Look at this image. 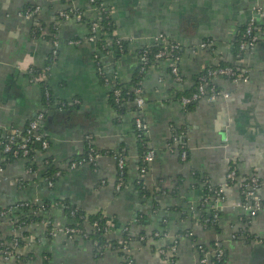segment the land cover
<instances>
[{
	"label": "crops",
	"instance_id": "1",
	"mask_svg": "<svg viewBox=\"0 0 264 264\" xmlns=\"http://www.w3.org/2000/svg\"><path fill=\"white\" fill-rule=\"evenodd\" d=\"M99 1L110 8L115 33L129 41L121 56L88 42L85 21L58 17L60 10L79 8L91 20L98 13L88 0H37L41 7L38 33L32 30L33 20L20 12L32 0H0V132L11 126L23 128L42 111V133L49 140L48 150L36 152L32 161L6 162L0 152V208L21 201H48L47 214L55 228L74 221L64 212L63 200L87 214L101 212L114 221L112 230L105 233L108 241L120 240L125 228L134 236L142 232L143 238L138 236L128 247L135 264H168L160 250L167 251L172 244L176 246L173 264H200L195 245L212 241L222 246L227 264H264V34L237 56L233 46L250 17L264 25V0ZM53 24L58 53L46 81L54 102L45 106L41 86L28 71L48 64ZM159 34L181 44L177 64L181 79L173 78L167 60L151 63L142 77L146 150H153L154 157L140 174L134 114L128 104L121 109L113 106L111 88L97 70L101 67L106 75L129 84L139 70V49L154 44ZM204 40L211 42L210 47L200 46ZM219 62L235 65L245 72V79L217 76L210 80L220 90L215 100L202 98L183 106L180 93L190 90L202 70ZM73 100L78 103L70 104ZM63 109L71 113L59 116ZM172 134L186 147L185 160L179 147L167 146ZM87 138L100 153L96 166L66 169L69 161L84 153ZM120 153L125 178L117 188ZM46 154L52 158L51 168L61 170L51 187L46 183ZM230 163L239 174L256 173L260 178L261 208L247 222L244 210L235 206L238 187H228L218 230L204 228L197 206L204 183L223 184ZM29 166L31 173L26 172ZM137 184L145 190L143 196L137 193ZM12 224V215L0 219V239L13 235L22 240L6 264L122 261L120 252L111 248L97 256L88 239H69L62 231L50 236L40 222L23 227ZM85 228L89 230V225ZM249 236L258 240L249 241Z\"/></svg>",
	"mask_w": 264,
	"mask_h": 264
},
{
	"label": "built area",
	"instance_id": "2",
	"mask_svg": "<svg viewBox=\"0 0 264 264\" xmlns=\"http://www.w3.org/2000/svg\"><path fill=\"white\" fill-rule=\"evenodd\" d=\"M37 0H32L30 3L31 5L25 8L24 10H21V15L25 19H32L33 20V32L35 30H39L41 27V24L39 22V15L41 13V7L36 3ZM90 4L95 6V9L97 11V16L104 14L105 18L111 17V11L110 8L104 6L102 3H97V0H88ZM80 21L84 17V12L80 10L79 8H69L66 10H60L58 12V17L62 19H68L72 17ZM97 16L91 19L90 27H89V33L87 35L86 40L94 46H96V33H98L100 28V23L96 20ZM113 21V19H112ZM114 22V21H113ZM264 25L260 24L256 18L250 17L248 21L246 22V28L243 33V37L246 38L245 41H242L239 44V49L242 51L247 47L253 46L256 41L260 39V37L264 34ZM57 26L53 24L51 26L52 33H51V50L48 54V64L41 69L39 72L34 73L33 67H30L29 73L30 78L33 82H46L49 75V70L51 67V64L56 57L58 51V41L55 35V31ZM35 33V32H34ZM110 34H116L115 33V25L114 29L110 32ZM121 38V37H120ZM123 39V38H121ZM127 40V39H124ZM80 41H70L69 43H78ZM117 43L120 42V40H116ZM111 41L108 39L106 41V44L109 45ZM211 42L208 40H204L200 42V46L202 48H208L210 47ZM157 47L155 51L153 49ZM107 49V48H104ZM181 49V44L176 42L175 40H172L162 34H159L155 43L152 45H144L142 46L138 51V58L140 61L139 66V73L146 72L148 69V66L153 62H158L161 60H167L170 62V73L173 76L174 79L180 80V72L178 69V60L180 58L179 50ZM122 46H119V51L122 52ZM98 74L103 80L104 84L108 85L111 89L113 101L115 105L118 107H122L126 104H128L131 108V111L134 114L133 117V128H134V134L136 138H139L142 135H145L146 130V124L145 120L143 118V110H144V99L142 96V87H141V80L135 85L131 86L130 90L133 93V98L130 100H126L125 94L122 93L121 88L117 86V82L114 77H110L106 75L101 67H98ZM235 73L231 67H223V68H217L215 70H209L205 75H200L198 77V83L197 88L194 92H192L188 96H181L179 97V101L183 106H187L189 104H193L198 102L202 98H206L208 101L215 100L218 95L220 94V90L216 89V87L209 83V80L214 79L217 76L220 75H227L228 77L233 76ZM245 79V76H238ZM237 77V78H238ZM209 79V80H208ZM236 79V78H234ZM44 97L46 98V101L49 98V91L45 87L44 88ZM77 100H73L70 104H77ZM61 107L63 108L66 104L62 102ZM44 120V112L40 111L37 112L34 116L30 118V120L26 123V125L23 128H17V127H9L7 130H3L0 132V152L2 155L6 157H13L15 159L17 158H24L29 159L30 161L33 160L34 155L36 152H42L45 153L49 148V140L48 138H45L44 134L42 133V125ZM171 142L167 143V146L170 148V150H173L176 147H179V153L183 160L186 159L187 152L184 149V144L180 142V137H177L175 134L171 135ZM88 142V149L84 156H79L77 158L72 159L68 162L66 165V169L73 170L79 166L87 165L90 167H95L97 164V159L100 156V153L92 146V144L89 142V138L86 139ZM36 145V148L34 147ZM183 148V149H182ZM48 155V154H46ZM154 157V151L153 150H146L142 157L140 158L139 163V173L144 174L147 170L148 165L152 162ZM116 162H117V169H118V182H117V188H119L122 184V175H123V166L125 163L124 156L118 155L116 156ZM44 164L46 167V172L49 170V168L52 166V158L48 155L44 159ZM233 167H228V170L226 172L225 182L223 184H220L219 187L215 190H212L208 182L204 183V186L208 184L207 191L210 192L213 191V195L209 197V195L202 196L197 205L203 206L207 205L209 208H212L214 210L213 217L214 219L218 218V215L215 213L216 211L221 212V209L223 207V202L225 201V191L228 187L237 186L238 192H239V200L235 202V206L241 208L244 210L247 216V222H251L252 219L257 215L258 211L261 208V198L259 196V190L261 186V180L257 176L256 173H250L247 175H241L238 173L237 168L234 163H232ZM231 164V165H232ZM27 173L32 172V167L29 166L26 170ZM61 174V170L57 169L54 170L51 174V178L54 179L58 177ZM54 179H50L46 177V183L49 187L53 186ZM24 202L29 201H21L19 205L25 204ZM31 202V201H30ZM36 203V202H35ZM38 204V203H36ZM18 204L15 206L9 208L8 211L3 212L0 211V219L6 217L9 215V212H12L14 210H17L19 207ZM39 206L43 207V203H39ZM74 212L71 211V214ZM136 219H134L135 221ZM41 224H43L50 236H53L56 234L57 231H62L66 234V236L69 239H74L77 237H80L81 229L79 227H70L69 225H66L62 228H55L53 225V222L50 223L48 220H41ZM95 222L93 225H96ZM50 225V228L48 227ZM114 226V221L111 219H108L106 221V224L104 226V232L107 233L110 230H112ZM48 227V228H47ZM125 231L127 228L124 229ZM155 235H159L158 232L155 233ZM189 236H191L188 233ZM238 235H241L239 233ZM242 236V235H241ZM141 239L142 236H139ZM7 244L3 246V244ZM93 246H96L97 250L98 247L95 242H92ZM1 246H3L2 249H0L1 254V262L0 264H6L12 257L15 256V252L17 247H19L18 239L14 238L11 242H1ZM198 252H202L206 254L205 256H201L199 258L200 264H208L209 258L208 255H214L217 260L220 259L222 255V249L211 247L209 248L207 245L204 244H196L195 245ZM169 249L167 251L160 250V253L162 255H165L166 261L168 264H173L175 261V251L176 246L175 244H172L168 247ZM128 247L123 246L121 248L122 252L126 255L128 254ZM130 256V255H129ZM122 261H126L127 264H132V259L128 258V256H121ZM121 261V262H122Z\"/></svg>",
	"mask_w": 264,
	"mask_h": 264
},
{
	"label": "trees",
	"instance_id": "3",
	"mask_svg": "<svg viewBox=\"0 0 264 264\" xmlns=\"http://www.w3.org/2000/svg\"><path fill=\"white\" fill-rule=\"evenodd\" d=\"M97 3L99 4L100 1L97 0ZM30 5L31 4L29 3L25 8H27ZM25 8H22L21 10H24ZM96 20L100 23L99 31H98V33H96V39H95L96 46L99 49L107 48L109 50H114V52L117 55L120 54L119 56L124 54L126 52V44L129 41L121 39L120 36H118L117 34H110V32L114 29V22L112 21L111 17L105 18V15L101 14L100 16L99 15L97 16ZM80 21H85L87 29H89L91 20H88L84 16L82 18V20H80ZM245 28H246V23H245L244 26H242L240 28V33L235 37V39L233 41V46H234V49H235L234 51L236 52L235 56H237V54H240L243 51V50L241 51L239 49V44L242 41L246 40V38L243 37V33L245 31ZM34 32L38 33L39 30H35ZM53 32H55V31H53ZM108 39L111 41V43L109 45L106 44V41ZM116 40H118V41L120 40V42L117 43ZM257 42L258 41H256V43ZM119 46H122V49H123L122 52L119 51ZM156 49H157V47H155L153 49V51H155ZM181 53H182V48L179 50V54L180 55H181ZM119 56H117V57H119ZM223 67H231L235 74L233 76H230V77H228L227 75H220V77H224V78L226 77V78H229V79H234V78H237L238 76H245V72H243L240 69H238L235 65H233V64L231 65V63H226V62H219L217 64V66H215V67L214 66L213 67H206L204 70H202V72L197 76V80H196L195 84L190 88L189 91L181 92L180 93V97L181 96H188V95H190L192 92H194L196 90L197 83H198V77L200 75H205L209 70H215L217 68H223ZM40 70L41 69H37V68L33 67L34 73H37ZM144 73L145 72L140 74L139 71L137 70L135 75H134V77H133V79L130 81L129 84H122L121 82H119L116 79L117 86H119L121 88L122 93L123 94L127 93V94H125L126 100H130L131 98H133V93L130 90V87L131 86H135L140 80H142V77H143ZM180 79H181V76H180ZM209 83H210V80H209ZM38 84L41 86V89H42V101H43V104L45 106L52 104V102H54L53 101V94L51 92V89H50L47 81L46 82H38ZM45 87L49 91V98H48L47 101H46V98L44 97V94H43ZM109 99L112 102L114 107H116L117 109H121L122 108V107H118L117 105H115V103L113 101V96H112L111 90H110V93H109ZM193 104H195V103H193ZM193 104H189L187 106H192ZM45 138H47V137L45 136ZM137 139H138V144H139V147H140V157H142L143 153L146 151V139H145L144 135L140 136ZM169 142H171V139H170ZM86 144L87 145L85 146L84 153L82 155H80V156H84L85 155V153H86V151L88 149V146H89L88 143H86ZM182 145H183V143H182ZM34 147L36 148V145H34ZM184 149H186V147H184ZM120 155L122 156L121 153H120ZM186 158H187V155H186ZM14 159L15 158L8 156V157L5 158L4 161L7 162V161H12ZM231 164L232 163H230V168L234 166L233 164L232 165ZM53 171H54V169L50 167L48 172H47V174H46L47 177L52 179V180L54 179L53 177L51 178V176H52L51 174L53 173ZM124 178H125V163H124V166H123L122 179H124ZM208 184L210 185L212 190H215V189H217L219 187V185L210 184L209 182H208ZM208 184H206V186H203V190H202L203 191V193H202L203 197L206 196V195H209V197H211L213 195V191L212 190L210 192L207 191ZM137 186H138L137 193L140 196H143L144 193H145V190H143L140 187V184H137ZM24 203L25 204H23V205H19L20 202H17V203L11 204L9 206H6L4 208H0V211L6 212V211L9 210V208L15 206L16 204L19 205L17 210L9 212V215H12V220H13V224L12 225H13V227L30 226L31 224L40 222L43 219L50 221V223L52 222V218L47 214V211L50 208V205H49L48 201H44V206L43 207L39 206L35 202H24ZM61 203H63L64 212L66 213V215H68L69 217H71L74 220L72 224H69V226L70 227H79L81 229L80 238L88 239L91 242H95L96 243V245L98 247V250H97L96 246H94V247L96 249L95 254L97 256L102 255L103 252L107 248H111V249H114V250H118L120 252L121 256L122 255L123 256H128V258L132 259L131 256L124 254L122 252L121 248L123 246L129 247V243L131 241H135L136 239H138V236L141 235L142 232H140L139 234L134 236V235L130 234L126 230V231L123 232L122 237H121L120 240L108 241L106 239V237H105V232H104V226H105L106 221L108 219L105 216H103L101 214V212L87 214L83 210H80V209L74 207L73 205H70L67 201L63 200V201H61ZM197 206H198V208H200V211H201L200 212V216H199L201 225L204 228H207V229L218 230V227H217L218 224L217 223H218V219H219V216H220L221 212H219V211L217 212L216 211L215 213L218 215V218L214 219V217H213L214 210L212 208H209V206H207V205H203V206L197 205ZM71 211H73L74 213L71 214ZM142 218H144V216H142ZM246 220H248V219L246 218ZM95 222L97 224L93 225ZM86 224L89 225V230H87V231H86V228H85ZM48 227L50 228V225H48ZM239 233L242 234L244 232H239ZM14 238H17L18 239V244L21 245L22 240L18 236L13 237V235H9V236H6L5 240H2V239H0V240L4 241V242H11ZM247 239H249V241L252 240V239L253 240L254 239L258 240L255 236H249V237H247ZM5 245H7V244L4 243L3 246H5ZM3 246H0V249H2ZM207 246L209 248L214 247L216 249H218V248L222 249V246H220L219 243L215 242V241L210 242L209 244H207ZM199 253H200V257L206 255V254H204L202 252H199ZM208 256H209L208 264H227L226 255H225L223 249H222V255H221L219 260H217L214 255L209 254ZM17 259L21 260L22 258L17 256ZM120 264H127V262L126 261H122ZM132 264H135L133 259H132Z\"/></svg>",
	"mask_w": 264,
	"mask_h": 264
},
{
	"label": "water",
	"instance_id": "4",
	"mask_svg": "<svg viewBox=\"0 0 264 264\" xmlns=\"http://www.w3.org/2000/svg\"><path fill=\"white\" fill-rule=\"evenodd\" d=\"M76 109V108H78V107H72V109ZM67 114V115H69V113H71V111L70 110H66V109H63L62 111H58L57 112V114L59 115V116H63V114ZM208 258H209V256H208Z\"/></svg>",
	"mask_w": 264,
	"mask_h": 264
}]
</instances>
